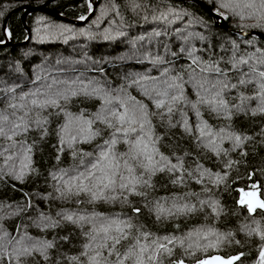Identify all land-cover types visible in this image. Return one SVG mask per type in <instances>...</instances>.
<instances>
[{"label":"trees","instance_id":"obj_1","mask_svg":"<svg viewBox=\"0 0 264 264\" xmlns=\"http://www.w3.org/2000/svg\"><path fill=\"white\" fill-rule=\"evenodd\" d=\"M199 1L223 13L226 27L190 0H0V44H6L0 47V114L16 122L25 116L32 125L13 137L15 145L0 137V264H91L90 257L116 264L136 238L141 244L167 243L164 237L173 239L171 254L158 256L155 264H198L216 254L239 255L236 264H261L264 213L249 212L239 200L241 190L253 185L264 200V113L256 111L264 84L259 76L264 39L252 34L264 36V27L256 26L264 20L249 18L253 9L243 7L249 0ZM41 6L44 11L30 13L25 26V8ZM172 96L181 99L173 103ZM213 97L226 101L230 118L201 103ZM160 100L165 107H156ZM132 110L147 113L151 123L145 131L150 128L153 139L159 138L154 157L159 163L151 174L130 159L142 148L129 151L137 133L129 134L128 143L118 133L113 147L105 144L113 129L104 118L119 126L113 113ZM234 135L248 139L236 146ZM117 159L124 180L116 178L114 190L104 192L106 199L66 191L71 185L75 192L76 184L96 191L98 181L84 176L111 174ZM22 168L25 175L18 179ZM129 180L140 181V194L119 187ZM185 206L194 210H181ZM68 214L85 220L71 223L64 219ZM119 222L132 228L112 254L99 247L103 233L90 240L101 225L111 224L116 235ZM45 241L53 244L47 259L35 249L20 254L23 246ZM86 244L91 245L87 256L82 255Z\"/></svg>","mask_w":264,"mask_h":264},{"label":"snow or ice","instance_id":"obj_2","mask_svg":"<svg viewBox=\"0 0 264 264\" xmlns=\"http://www.w3.org/2000/svg\"><path fill=\"white\" fill-rule=\"evenodd\" d=\"M221 7H228L226 4H222ZM244 8L248 9H253L252 12L249 13V18H252L253 16L257 17L259 20H264V0H259V8L256 9V0H249V2L245 3L243 5ZM237 15H241L240 13H237ZM243 18V16H241ZM81 19H84V17H81ZM256 26L264 27V24H257ZM10 35V33H9ZM191 55V53H190ZM194 63L196 62L195 60L193 61ZM240 63H247L246 60H241L239 61ZM216 71H220L219 68L216 69ZM260 77H264V71L259 73ZM247 83L244 80L240 81V84H245ZM171 87V86H170ZM224 87H228L227 84L224 85ZM232 87H235V85H232ZM164 95H167L165 93ZM219 95V94H217ZM181 99L180 96H172L171 100L173 103ZM248 99L242 97V101ZM33 104H37V101L33 100ZM47 103V102H46ZM51 104H56L55 101H51ZM201 103H207L211 106V110L213 112H216L217 115H219L221 112H224L228 118L231 117L232 112L231 109L228 108V105L224 99H218L217 97H213L209 101H204L201 100ZM43 106V105H40ZM165 101L160 100L156 103L157 108H162L165 107ZM9 107L15 109L17 108L16 104H10ZM20 107H23L21 105ZM236 107L237 111H242L243 108L241 106H234ZM172 111V107L168 106V112L170 113ZM256 111L264 113V84H261V105L258 107ZM13 116H15V112L12 113ZM27 115V114H25ZM113 116L116 118L117 124L119 126L113 125L111 122L108 121L107 117L104 118L102 122L106 123L109 128H112L113 131L111 132V139L109 141H105V144L109 146V148L113 147L117 143V134L122 133L123 136L125 137V143H128L129 141L127 140V137L129 136L130 133H137V136L132 143L129 151L131 152L133 148L142 145V148L139 152L133 154L130 159L136 161V165L140 168H143L146 172L148 173H154L157 170L156 165L159 163L158 161H154L155 155L158 154V149L155 148V144L157 143V140L159 138L153 139L151 135V129L146 132L145 131V126L150 125V121L147 120V113H140L139 115L135 110H132L131 112H125L124 114L117 115L116 113H113ZM99 119V117H97ZM19 122L16 121H10L8 115H3L0 114V137H5L6 139L13 141V144L15 145L16 143H19L17 141L13 140V137L18 135L19 133H27L30 128L31 124L25 121V116H20ZM43 123H46L44 121ZM90 123V122H89ZM10 124V127L6 130L5 125ZM36 126L42 127L43 124L40 120L35 121ZM125 125H127L125 127ZM138 125V128H137ZM207 127V125H205ZM201 136L203 137L205 135L204 129H201ZM143 133L144 136H146L148 139L147 141L144 139V136H141L140 134ZM94 135H99V132L94 133ZM208 135H211V132H208ZM234 139L236 146H239L244 139H248L247 137L242 138L240 135H234V137H231ZM75 139V138H73ZM61 143H63V140H61ZM149 144L152 145V151L149 152ZM21 147L24 148L25 152H31V146H26L21 144ZM143 157V159H140V157ZM108 157V152L102 151L101 152V158L107 159ZM28 159V157H26ZM114 159H116L114 157ZM163 160L164 158L161 157ZM125 166L127 167V171L129 173L133 172L134 169L130 165H128V162L125 161ZM24 167H27L25 165ZM175 165L171 166V169H175ZM229 167H231V164H229ZM92 168H97V164H93ZM119 169V160H116V163L113 165V171L111 174L105 173L103 177H96L95 173H89L88 175L84 176V179H87L91 181L92 179H96L98 181V184L95 185L96 191H93L92 187H89L88 184H76L75 188L76 191L73 192V187L70 185L66 188V191L69 194H74V195H79L81 192L88 193L93 200L97 199H106L107 197L104 195L105 190H114V186L117 183V177L119 176V179L121 181L124 180V176L118 171ZM159 170H163L162 168ZM25 175V172L23 168L21 169L20 175L17 177L18 179H23ZM83 175V174H82ZM77 180L80 179V177L76 178ZM140 181H136V183H139ZM176 181L174 180L173 183ZM136 183H133V181L129 180L128 183H123L121 182L119 184V187L121 189H128L130 193L132 194H140L136 192ZM144 184H148V181L145 180L143 181ZM255 185H253V191L252 192H246L244 190H241V195H240V200L239 203L242 206H246L248 208L249 212H254L257 208L264 209V200L259 199L256 196L255 193ZM63 195V193H62ZM181 210H186L188 212H191L194 210L193 207L185 206L184 209ZM214 210H216L214 208ZM135 212H139V208L134 209ZM165 210L160 209L159 212L163 214ZM169 215H172L173 213L169 210L168 211ZM159 218V216H158ZM64 219L71 222V223H78L79 221L85 220V217L83 216H77L75 219L72 214H68L64 216ZM113 224H116L114 221ZM58 222L53 224L52 226H57ZM132 225L131 223H125V222H119L115 228L116 235H112V225H101L99 228H94L93 232L95 233L94 235H90V240L95 241L97 239V236H100L101 233H103V243L99 245L100 248H107L109 249V253L112 254V252L115 251L116 245L120 244L122 239H127L128 238V232H126V229H131ZM145 239H147L148 234L142 233ZM262 239H264V235L261 236ZM2 239V238H0ZM67 239V237H65ZM167 243L159 242L158 240H153L151 244H141L139 238H136V243L133 244L128 252L125 254L124 259H132L133 264H146V262H152V264H155L157 257L162 255L163 253L171 254V249L168 247V244L173 243V239L169 237H164L163 238ZM111 241V243H108ZM19 243V242H18ZM90 244H86L84 247L86 249L85 252L82 253V255L87 256V249L90 247ZM53 247L52 242H42L38 246L36 245H27L23 246L22 250L20 252L21 255H27L31 254V250L35 249L37 251H40L44 254L45 259H47V249ZM149 249L151 251L149 252ZM138 250V251H136ZM147 256L145 257V254ZM97 256L101 255L99 251L96 253ZM116 255L119 256V253L116 252ZM260 257H261V264H264V250H261L260 252ZM72 260H77L78 257H72ZM91 261V264H99V261L96 260V257H90L89 258ZM124 259H120L116 262V264H124ZM240 256H234L230 257L227 259L221 258V257H212L210 259L202 260L199 261L198 264H233L234 261L239 260ZM177 264H183V261H178Z\"/></svg>","mask_w":264,"mask_h":264},{"label":"water","instance_id":"obj_3","mask_svg":"<svg viewBox=\"0 0 264 264\" xmlns=\"http://www.w3.org/2000/svg\"><path fill=\"white\" fill-rule=\"evenodd\" d=\"M90 1H93V0H90ZM190 1H194V2H196V3H198L199 5H201L202 7H204L205 9H207L217 20H222V27H226V23L224 22V18H222L221 16H219L217 13H214V12H212V11H210L207 7H206V5H204L201 1H199V0H190ZM44 9H45V6H41V7H26L25 8V13H24V15H23V23H24V25L25 26H27V17H28V15L30 14V13H33V12H37V11H44ZM7 23H8V19L5 21V24H4V31L6 32L7 31ZM253 35H258V36H260L262 39H264V36L263 35H261V34H259V33H252ZM244 36H246L247 34L246 33H244L243 34ZM4 45H6V44H3V45H1L0 44V47H2V46H4ZM253 190H250V191H247V192H252ZM255 193H256V196L259 198V199H262L263 200V198L261 197V195H260V190H256L255 189ZM255 211H261V212H263L264 213V209H261V208H257ZM221 257V258H224V259H227V258H230V257H224V256H222V255H218V254H216V255H212V256H209V257H207V258H205L204 260H206V259H210V258H212V257ZM237 261L238 260H236V261H234L233 262V264H236L237 263Z\"/></svg>","mask_w":264,"mask_h":264},{"label":"rangeland","instance_id":"obj_4","mask_svg":"<svg viewBox=\"0 0 264 264\" xmlns=\"http://www.w3.org/2000/svg\"><path fill=\"white\" fill-rule=\"evenodd\" d=\"M217 14H218L219 16H221L222 18L225 19V15H224L223 13L219 12V13H217ZM201 236L203 237V234H198L197 238L199 239V237H201ZM210 236H211V235L207 236V235L204 234V237H205V238H209V240H211V237H212V236H211V237H210ZM193 243H194V242H193Z\"/></svg>","mask_w":264,"mask_h":264}]
</instances>
